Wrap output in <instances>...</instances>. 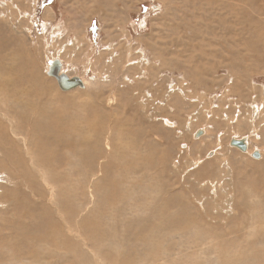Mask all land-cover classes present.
Wrapping results in <instances>:
<instances>
[{"label": "rangeland", "instance_id": "1", "mask_svg": "<svg viewBox=\"0 0 264 264\" xmlns=\"http://www.w3.org/2000/svg\"><path fill=\"white\" fill-rule=\"evenodd\" d=\"M7 63L0 264H264V0H0Z\"/></svg>", "mask_w": 264, "mask_h": 264}, {"label": "bare ground", "instance_id": "2", "mask_svg": "<svg viewBox=\"0 0 264 264\" xmlns=\"http://www.w3.org/2000/svg\"><path fill=\"white\" fill-rule=\"evenodd\" d=\"M210 3V2H209ZM195 6V5H194ZM214 7V6H213ZM212 8V7H211ZM211 10V9H210ZM209 12V11H208ZM206 24V23H205ZM229 28V27H228ZM19 57H20V55H18ZM20 59H22V58H20ZM19 64V63H18ZM17 64V65H18ZM13 65V64H12ZM11 64H5V65H3V66H0V97L1 98H3L2 100H3V105H2V107L4 108V109H13V111L14 112H16V114H18L19 115V113H21V115H23L25 112H27L28 110H29V107H28V105L27 104H25L24 105V109H28V110H23V109H21L20 107H14L11 103H10V96H11V88H15V89H17L18 87H26V86H28V88H25V89H20V91H16V93H21V94H28V95H31V93H34L38 88L39 89H41V86H40V83L41 82H39V79L37 78V77H35V78H32L31 80H28V79H26V77H25V75H26V73L27 72H25L26 71V66H22V67H17V70L14 72L16 75H17V77L16 78H12V77H10V75H11V73H13L12 72V70L14 69V66H12ZM15 70V69H14ZM24 72H25V75H24ZM30 77V76H29ZM33 77V76H32ZM24 85V86H23ZM42 86H43V84H42ZM14 96V95H13ZM12 96V97H13ZM5 98H6V100H8L6 103H5ZM23 98V97H22ZM27 99H29V98H27ZM20 100V99H19ZM1 101V100H0ZM30 101V100H29ZM32 101H33V99H32ZM35 102V101H34ZM13 103V102H12ZM24 103V102H23ZM31 103V105L32 106H34L35 104L34 103H32V102H30ZM29 103V104H30ZM23 105V104H22ZM3 109V113H4V115L7 117V118H10V115H9V111L7 112L6 110H4ZM34 109V108H33ZM29 112V111H28ZM27 112V113H28ZM14 115V114H13ZM13 115H11V116H13ZM42 119H43V116L41 117ZM40 118V120H42ZM44 118L45 119H47V120H43L42 122H39L40 120H38V122H36L35 123V129H41L40 131L42 132V136H43V141H40V142H38L37 141V143L35 144V147H33V149H35L36 147L38 148V150H39V147L40 148H42L41 150L43 151L44 149H43V143L42 142H44V143H46L47 141H50V142H48V143H52V142H54V143H57V145L58 146H61V145H64V142L65 141H70L71 139H69V137H68V133H67V131H68V129H67V127L66 126H61L60 125V121H58L57 119H56V116H49V115H44ZM14 119V118H13ZM19 119H21V118H19ZM36 119H37V117H36ZM59 120H60V118H58ZM22 120V119H21ZM35 120V119H34ZM34 120H32V123H33V121ZM23 122V121H22ZM28 123V122H27ZM166 123L167 124H170L169 122H167L166 121ZM54 128H56L57 130H55ZM16 130V129H15ZM15 130H13L12 129V132L14 131L15 132ZM55 130V131H54ZM18 131V130H17ZM16 131V134L18 133ZM20 132V131H19ZM31 132H32V130H31ZM33 132H35V130L33 131ZM202 132V131H201ZM39 134H41L40 132H39ZM34 136V135H33ZM37 136V135H36ZM36 136H34V142L36 141ZM41 136V137H42ZM86 136V135H85ZM28 138V137H27ZM32 138V137H31ZM80 138V137H79ZM95 138H96V136H95ZM25 139V138H24ZM32 141V140H31ZM30 141V142H31ZM73 141V140H72ZM26 142V141H25ZM74 142V141H73ZM98 142V141H97ZM48 143H47V145H48ZM53 143V144H54ZM69 143V142H68ZM42 144V145H41ZM52 144V145H53ZM47 145H44V146H47ZM25 146V145H24ZM49 146V145H48ZM54 146V145H53ZM71 146H73L72 144H71ZM2 148V147H1ZM26 148V147H25ZM46 149V148H45ZM52 149H54V148H52L51 147V150H50V148H48L47 147V149L46 150H50L52 153H53V151H52ZM37 150V149H36ZM40 150V151H41ZM62 150V149H61ZM84 151V150H83ZM26 152V151H25ZM27 152L29 153V155L30 154H32V153H30L28 150H27ZM32 152H33V150H32ZM45 154H46V152L47 151H43ZM59 152V151H58ZM56 153V152H55ZM34 154H35V152H34ZM40 154H41V152H40ZM252 154H253V151H252ZM42 155H43V153H42ZM47 155H48V153H47ZM47 155H45V156H47ZM36 157H37V155H35ZM44 156V157H45ZM29 157V156H28ZM42 157V156H41ZM12 159V158H11ZM38 159V158H37ZM40 159H42V158H40ZM46 159H48V156H47V158ZM30 160L32 161V162H34V161H36L35 159H32L31 157H30ZM52 160H53V158H52ZM55 160V159H54ZM40 161V160H39ZM38 161V162H39ZM43 161V160H42ZM46 164V163H45ZM42 178H43V176H42ZM45 178V177H44ZM55 187V186H54Z\"/></svg>", "mask_w": 264, "mask_h": 264}, {"label": "water", "instance_id": "3", "mask_svg": "<svg viewBox=\"0 0 264 264\" xmlns=\"http://www.w3.org/2000/svg\"><path fill=\"white\" fill-rule=\"evenodd\" d=\"M45 73L47 75L54 77L59 88L64 91L77 87L84 88L85 86V83L81 77L75 75L70 76L63 70V62L58 57H53L48 61L45 68ZM230 144L239 147L243 151L247 148V144L244 138L243 139L233 138L231 139ZM252 156L255 158H259L260 153L254 151Z\"/></svg>", "mask_w": 264, "mask_h": 264}]
</instances>
